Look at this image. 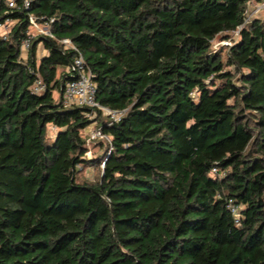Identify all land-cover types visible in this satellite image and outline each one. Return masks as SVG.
<instances>
[{
  "label": "trees",
  "instance_id": "1",
  "mask_svg": "<svg viewBox=\"0 0 264 264\" xmlns=\"http://www.w3.org/2000/svg\"><path fill=\"white\" fill-rule=\"evenodd\" d=\"M248 3L1 0L0 264H264V20ZM30 15L54 38L22 59ZM58 40L118 121L64 106L76 52ZM92 123L109 139L88 157Z\"/></svg>",
  "mask_w": 264,
  "mask_h": 264
},
{
  "label": "built area",
  "instance_id": "2",
  "mask_svg": "<svg viewBox=\"0 0 264 264\" xmlns=\"http://www.w3.org/2000/svg\"><path fill=\"white\" fill-rule=\"evenodd\" d=\"M17 0H6V4L14 8L16 6ZM27 1L25 4L27 5ZM1 4V0H0ZM249 7L251 6V12L246 17L245 21L247 22L254 14L264 10V0H249ZM15 25L13 20H5L0 24L1 33L0 36L3 39H7ZM42 37H51L54 38L52 31L50 29V22L41 21L37 19L34 15L29 16V26L25 32V36L21 40V55L30 54V50L33 46V43L36 39H41ZM59 42L65 44L66 47L73 49L76 54L73 58L70 70L73 71V78L70 80L63 91L62 102L64 106H79V107H88L94 110H99L104 116H106L110 121H118L123 112L115 109H111L106 106H102L97 101V85L92 80L91 70L88 65L85 63L82 53L68 40H58ZM227 44V42H225ZM32 90L35 93H42L45 91V84L41 79H37L33 86ZM88 144L93 140L103 138L108 140V136L103 133L101 128L94 129L86 135ZM215 172V169L213 170ZM229 208L232 211L233 215L238 217L239 209L235 203L231 200L229 202Z\"/></svg>",
  "mask_w": 264,
  "mask_h": 264
},
{
  "label": "rangeland",
  "instance_id": "3",
  "mask_svg": "<svg viewBox=\"0 0 264 264\" xmlns=\"http://www.w3.org/2000/svg\"><path fill=\"white\" fill-rule=\"evenodd\" d=\"M252 7H248V14L251 12ZM255 15V14H254ZM256 16L260 17L262 20H264V10L257 12ZM1 29H0V33H1ZM234 37L237 36V32L233 33ZM222 36H218L216 37V39L213 41L212 43V48L214 50L220 49L223 45H225V42L222 41ZM44 52V48L43 46L40 44V49H39V56L42 55V53ZM56 97H58V94H55ZM95 118V117H94ZM93 118V119H94ZM97 129V124L96 123H92L86 130H84L82 132L84 137H87L86 135L94 130ZM55 129L52 126H48V135L50 137H53L55 135ZM87 147L89 149V152L87 153V156L89 157L90 155L94 154H101V149H99L98 145L95 144H87ZM100 177V171L98 166H88V167H84L80 173V178L81 179H87L90 181H97L99 180Z\"/></svg>",
  "mask_w": 264,
  "mask_h": 264
},
{
  "label": "crops",
  "instance_id": "4",
  "mask_svg": "<svg viewBox=\"0 0 264 264\" xmlns=\"http://www.w3.org/2000/svg\"><path fill=\"white\" fill-rule=\"evenodd\" d=\"M40 44L43 46L44 52L42 53V55L39 56ZM40 44H38L37 50H36V57L38 60L41 59L42 57H44L45 55H47V53H48L47 50L45 49L44 45L42 43H40ZM28 57H29V55H27L25 53L21 55L22 59H27Z\"/></svg>",
  "mask_w": 264,
  "mask_h": 264
}]
</instances>
